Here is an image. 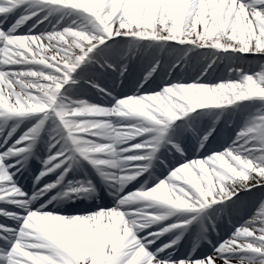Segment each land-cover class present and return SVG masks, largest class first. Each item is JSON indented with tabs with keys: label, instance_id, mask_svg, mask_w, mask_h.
Wrapping results in <instances>:
<instances>
[{
	"label": "snow or ice",
	"instance_id": "1",
	"mask_svg": "<svg viewBox=\"0 0 264 264\" xmlns=\"http://www.w3.org/2000/svg\"><path fill=\"white\" fill-rule=\"evenodd\" d=\"M28 0H0V16L13 14L18 8L26 4ZM42 5L53 6L56 10L66 8L75 10L84 15V19L91 25L93 31L85 30V26L64 27L62 30H53L47 33L35 35H15V27L38 14L39 9L19 16L12 27L6 33L0 28V54L13 53L15 40L45 41L50 44L47 52L37 55L35 48L29 52H21L15 58L9 60L7 56H0V65H28L36 64L46 66L42 69H24L8 71L0 69V118H23L29 114H38L35 122L28 127L11 145L0 152V203H12L21 208L19 213L10 212L0 208V216L16 221V227L0 223V264H233L239 257L237 264H245V260L256 258V264H264V227L256 228L254 222L264 221V192L260 193V202L256 213L245 225L237 228L231 238L220 243L212 253L204 258L194 259L192 251L184 258H176L172 251L173 246L181 239V234L166 244L156 248L154 252L148 250V245L162 233L173 230L186 229L188 225L196 221L201 209L210 202L230 200L238 192L247 191L254 187H264V113L254 115L236 134L233 142L222 151H216L203 158H194L179 164L170 170L168 176L158 180L154 186L146 188L141 185L139 190L123 194L120 189L134 177L129 173H144L152 159L155 157L158 147L162 143L170 144L176 152L182 153L181 147L169 139V129L172 122L178 117H184L195 109L206 106L232 105L233 102H241L250 98H259L264 104V60L258 61V68L251 72L236 69L240 74L237 80L209 85L199 81L190 83H173L165 86L160 91L148 94H137L143 107L135 124L119 126L123 131H134V137H144L135 143L137 147H125V151L119 153L123 157H134L116 166L108 158H97V154H105L102 145L111 143H94L91 138L102 137L89 132H66L63 123V114L54 111L55 104L43 107V110L21 109L17 107L20 92L24 84L27 91L33 96H39L42 86H51L54 99L63 101L72 107L84 104L86 100L65 98L62 92L64 86L75 85L78 81L74 78V72L86 60L97 45L107 38L115 35L126 34L131 37L150 38L158 41L189 42L197 47L208 45L215 49L235 48L241 54L253 53L264 56V0H90L93 10L76 8L61 2V0H35ZM39 22V21H38ZM80 35H76V34ZM84 39L80 40L79 37ZM223 36L228 40L227 46L218 38ZM234 42V44H233ZM214 46V47H213ZM21 55L27 60H21ZM160 62L156 61L148 69L145 79L156 71ZM179 63V59L176 61ZM108 68L112 64L105 61ZM103 66V65H102ZM171 67H175L172 64ZM171 67L168 69L171 72ZM121 73L124 71L121 66ZM206 70V69H205ZM24 73H32L24 75ZM203 74V73H202ZM167 77H165L166 79ZM98 91L109 94L101 89L98 84L87 81ZM220 89L231 93L226 100L211 104H181L176 99L177 89L190 90L192 88ZM123 98H121L122 100ZM104 108H93L90 111H103ZM52 117L55 124L49 136V154L42 160V169L34 178V185L48 173L59 170V175L54 183H48L43 188H37L31 197L25 194L13 177L26 164L32 150L36 145L46 121ZM103 116L75 117L76 119L103 120ZM139 121V122H138ZM129 125L135 128L129 129ZM16 131L13 125L7 133L11 137ZM212 129H209L200 138L203 146ZM76 136H83L86 140L95 144V148L85 149L80 147ZM7 137L4 143L7 142ZM87 137V138H86ZM129 139V140H131ZM250 142H258L250 143ZM59 145L58 148L56 146ZM56 148L55 151H52ZM261 152L256 155V151ZM134 152L135 154L122 155V153ZM88 162L101 177L102 180L112 181L117 179L119 187L116 190L117 204L111 209L97 210L91 213L66 216L54 214L44 210V205L39 209H31L28 204L31 199L41 196L48 190L61 185L65 176L73 168L78 160ZM163 163V162H162ZM102 166H110L105 170ZM9 169H14L10 172ZM112 170H124L123 175H113ZM190 173L197 179L210 177L208 183L201 179V190L204 195L197 194L195 188L185 183L183 179L176 177ZM164 185L177 184L190 195L185 197L187 205L174 210H192V214L177 222L168 224L156 233H148L144 237H138L137 232L144 229L130 222L133 214L121 211V207L127 204L128 199L137 193H146ZM92 188L90 180L69 181L65 190L58 195L69 197L87 192ZM55 199V197H53ZM230 202H233L230 200ZM145 211V210H141ZM146 212V211H145ZM173 215V212L169 216ZM47 217L55 221V233L45 234L44 246L38 247L36 239L37 229L33 227L32 217ZM112 217L118 218V223L112 224ZM127 217V218H126ZM193 251L200 240H207L203 223L200 225ZM209 243H211L209 241ZM174 250V249H173ZM247 252L249 255L244 256Z\"/></svg>",
	"mask_w": 264,
	"mask_h": 264
},
{
	"label": "bare ground",
	"instance_id": "2",
	"mask_svg": "<svg viewBox=\"0 0 264 264\" xmlns=\"http://www.w3.org/2000/svg\"><path fill=\"white\" fill-rule=\"evenodd\" d=\"M61 2H62V0H61ZM24 5H26L27 8H28L25 12H31L33 10L40 9L38 14L35 15V16H32V17L37 18L36 20H38L39 18H42L44 16V14H45L47 16V19L49 18L48 26H46L44 29L39 30V31L29 30L26 33H20L19 30H18V27H17L18 25H17L15 27V30H14V33H13L15 35L42 34V33H47V32L53 31V30H62L64 27H78L79 25H82V24L85 26V30L93 31V34H94V30L91 28V25L88 24L87 21L84 20V19H81L79 21L71 19L67 23H64V24L61 25L58 22V17L59 16L56 17V18L54 17L52 19H51V17H49L50 13L48 11H46L45 8H44L46 5H42V4L36 3L35 0H28V2L26 4H24ZM46 7L49 8V7H53V6L48 5ZM49 11H52V9H49ZM77 13L83 15L80 12H77ZM21 15H23V14H21ZM21 15H19V16H21ZM19 16L16 18V20L19 18ZM14 23L15 22H13L7 29H3V28L2 29L7 33L9 28L12 27V25ZM0 28H1V26H0ZM79 39L83 40L84 37L80 36ZM123 39L126 40V41L127 40H129V41L132 40L131 43L129 44V49H127L125 51L120 49V47L123 46V45H121L119 47V44H118V42L119 41H123ZM139 41H141L143 44H146L148 46L150 45V47H146V48H144V49H142L140 51L139 50H130V48H132L134 46V43H132V42L138 43ZM27 42H28V47H25V46L21 45V40H15L13 42V47L16 49V52L13 53L11 51V49H10L8 52L0 54V56H7L9 60H12V59L15 58V55L21 54V52H29V47L30 48H35L37 50V53H36L37 55H39L42 52H47L49 50V47H50V44L46 43L45 41L32 42V40H27ZM221 42L223 43V41H221ZM41 44H43L45 47L41 48L40 47ZM233 44H234V42H233ZM238 53H240V52L238 50H236L234 47L233 48H222V49H215V48H212V47H210L208 45L197 47L196 45H193V44H191L189 42L181 43L179 41H158V40H153V39H150V38H138V37H131V36H128L126 34H120V35H115L113 37L107 38V39H105L103 41V43H100L99 45H97V47L91 53H89V56L86 57V60L84 62H82V64L78 67V69H82L85 66H87V67L106 68L107 64H105V61H107V63L109 64L108 60L112 59V58H114V56H116L115 58H116V60L118 62V65H120V68L116 72V75H118L117 76V80L121 79V78L125 79V78H127V75H125L124 73H121V70H120L122 65H123L124 69L128 68L129 71L132 70L133 73L137 74L136 73V71L138 70V64L137 63H139L140 60H143L144 56H146V59H150V58H152V56H154V58L156 60L155 61L154 60L150 61L151 62L150 67L152 66L153 63H155L157 61V59L160 58V60H159L160 63L158 64L157 69H156L157 73H164L167 76V75H170L171 72L178 71L181 74L187 73V74H189L188 76H190V77H187L186 79H185V76H183V78H180V79H176V80H172V81L167 80V81L163 82L159 88H157L155 90H152V91H134V92L126 94V95H118L116 93L115 86L108 85V86H106L107 88L105 87L106 84L113 82L112 79L108 78V80L110 82L107 81L108 83L102 84L100 81H99V83L96 81L97 78H94V80H92V82L98 84L100 87H104V88H101V89L107 90L108 91L107 93H109V94L106 95V96L102 95V97L99 98L100 99L99 102H96L95 99L91 98L90 96H88L86 100L89 103L96 104V105H99V106H102V107H109L110 108L116 103V101L118 99H121V98H124V97H127V96H131V95L148 94V93H153V92H156V91H160V90H162L163 87L170 86L173 83L196 82V78L197 77H199V81L200 82L206 83V84H209V85H215L217 83L225 82L227 80H237V79H239V75H240L238 73H228L226 75V77L221 78V79H217V80L207 79L206 78V74L208 72H210L211 70H214L217 67H219V68H221V67H224V68L234 67L235 64H234V62H231V58L233 59V57L236 56ZM247 54H253V53L250 52V53H247ZM29 55L31 56L32 53L29 52ZM197 55H200L199 56L200 58H198ZM203 57H204V59H202ZM165 58H168V59H165ZM178 59H179V63H176V61ZM21 60H27V58H25L24 56L21 55ZM168 60L170 62L165 63ZM172 64H175V67H171ZM187 66L189 68H186ZM44 67H46V66H39V65H36V64L9 65V66L0 65V69H6L8 71L24 70V69H29V68L30 69H42ZM170 67H171V72L169 73L168 69ZM105 70L106 69H104V71ZM108 72H106V73L108 74ZM143 74L145 76L146 71H144ZM104 76H106V75H104ZM74 78L77 81L80 80L79 76L75 75V72H74ZM106 78L107 77H105V79ZM99 92L101 93V91H99ZM99 92L97 93V95L100 94ZM108 96H110L112 98V101L109 102V103L106 102V101H103L104 100L103 97H108ZM82 97L83 96H81V98ZM67 98L68 97H66V99ZM69 98L75 99V100H79L80 99L78 96L69 97ZM245 102H246V100L241 101V102H233L232 105L206 106L205 108H202V109H195L191 113L185 114L184 117H178L177 120H179L180 118H186L189 114L192 115L193 113L198 115V116L205 115V114L208 115L209 114V120L212 121V119H213V124H212L213 128H212V126H210V129H212L213 133H215V130H216L217 126H219V124L222 125V122L223 123L224 122L229 123V121H233L232 125L235 124V128H237L238 130H235L234 136L232 137V139L227 144H225L224 146H222L218 150H215L214 152L222 151L224 148L228 147L233 142V140L235 139L236 134L245 125V123L250 119V117H252L254 115H257V114L264 113V108H263V109H260V110H257V111H253L248 116L244 115L240 111L239 107ZM36 109L43 110V107L42 106H37ZM221 110H224V111L228 110V111L226 112V116L227 117L220 118V119H222V122H219V121H217L218 119H214L213 116H215ZM29 115H32L33 117H35L38 114H29ZM17 119L18 118H16V117L0 118V141H2V140L5 141V138L7 137V133L10 131V127L12 126L11 124ZM49 119H53V118L50 117ZM101 119L108 120L114 126L119 127V126L125 125V124H135L137 118L118 117V116H114L113 115V116H103V117H101ZM34 122H35V119L33 118L32 121L20 132L19 135H21L28 127H31ZM174 123H175V121L172 122V126L174 125ZM53 129L54 128L46 127V126H44V128L42 129V132L46 133V137H47V140H46L47 146L45 147V151H44L45 156H44V158L49 154V150H48V143L50 142L49 141V136L51 135ZM169 132H170V130H169ZM187 132H189L188 135H192L193 134V132H191L190 130L187 131ZM19 135L17 137H15L14 139H12L11 141H8V142H6L4 144H1L0 152H3L4 148L7 147L8 145H11L13 143V141L16 138L19 137ZM7 139H8V137H7ZM91 139L93 140L94 143H106V142H108L107 139L104 138V137H93ZM142 139H144V137H142V136L141 137H134L133 139L127 140L126 142H124L122 144L115 145V147H116L117 150L123 149L125 147H130L131 145H134L135 143L140 142ZM199 141H200V139H197L198 145H200ZM250 143L258 144V142H250ZM58 147H59V145L56 146V148H58ZM160 147L161 148L162 147L166 148L164 143H162L160 145ZM56 148H53L52 151H55ZM159 152H160V150H159ZM130 154H135V153L134 152L122 153V155H130ZM208 154H210V153H208ZM208 154H205L203 156L194 155V156L190 157L189 159L185 158L181 162H178L176 165H174V167L171 168V170L174 169L175 167H177L181 163L190 161V160H192L194 158H203V157L207 156ZM255 154L256 155H260L261 152L259 150H257ZM155 156L156 157H154L152 159L150 164H154V163L158 162L160 159L163 158L161 154L160 155L156 154ZM133 163H136V162H133ZM42 167H43V165L41 163V166L39 168L40 169L39 172L41 171ZM104 168L106 170L109 169L108 166H104ZM9 171L13 172L11 169H9ZM169 172L161 179H164L166 176H168ZM13 179H14V181L16 183L15 175H14ZM16 184L18 185V183H16ZM154 185H152V186H154ZM18 186L21 187L20 185H18ZM140 188H141V186H138V190ZM22 190H23V192L25 194H27V196L31 192V191L27 192L23 188H22ZM252 190H253V188H251V189H249L247 191L251 192ZM33 192H32V194H33ZM243 193H244L243 196L246 197V191H244ZM50 197H53V196H50ZM117 202L114 205L110 206V207H101V208L95 209L94 211L103 210V209H111L117 204ZM220 202H223V201H220ZM144 203L145 202L137 201V202H134V204L129 205L128 207L122 206L120 210L121 211H126L128 213L133 214V216H135V215L138 214L137 209L141 208ZM41 205L45 206V202H42L41 204H39L38 208H40ZM258 206H259V202L256 205L255 210L249 216H247L245 219L240 221L239 224H236L232 228V231H231L230 235L226 238V240L231 238L232 234L235 232V230L237 228L245 225L246 222H248L251 219V217L254 215V213H256V210H257ZM28 207H29V205H28ZM143 210H145L146 212H154V211L157 210V207L154 206L153 208H143ZM160 210L163 211L165 209H160ZM94 211H91V212H94ZM189 211L191 213L187 214ZM49 212H51V211H49ZM91 212H88V213H91ZM172 212H173L174 216L176 214H178L180 216L191 215L192 214V210H172ZM64 215L71 216V215H67V214H64ZM173 215L167 216L164 220L158 221V222H156V223H154L152 225H149L148 227H145L144 229H142V230H140L139 232L136 233L137 236L138 237H144L148 233H156L162 227H164V226H166L168 224H171L173 222H177V221L182 220V219L185 218V217H183L182 219L176 220V219H174ZM39 218H41L43 220V218H45V217H39ZM31 220L33 222V227H35L40 232H43L45 234H54L55 233V221L54 220H51V219L47 218V220L45 222H42L40 224L36 223V219L35 218H31ZM116 223H118V218L117 217H112V224L115 225ZM254 224H255V227L257 229L260 228V227H264V221H256V222H254ZM210 229L213 231L214 227L211 226ZM199 232H200V230L194 231L193 234H190L189 237L191 238L192 236H194L193 239H195L196 235ZM164 234H166V236H168L166 238V240H165ZM175 236H174V233L171 234L170 232L160 234L158 236V238H156L154 240V243H153L154 245L153 246H152V244L148 245V250L150 252H154L156 248H159L161 245L168 243L169 241L174 239ZM192 241L195 243V240H192ZM179 242L180 241H178L177 244H179ZM177 244L174 245L173 248H175L177 246ZM219 244L220 243H218V245ZM218 245H216V246H218ZM210 254H208V255H210ZM208 255H206V256H208ZM206 256H204V257H206ZM204 257H202V258H204ZM196 259H199V258H196ZM238 260H239V257H237V259L233 261V264H237ZM221 264H222V262H221ZM245 264H256V258L253 257V259H251V260H247L246 259L245 260Z\"/></svg>",
	"mask_w": 264,
	"mask_h": 264
},
{
	"label": "clouds",
	"instance_id": "3",
	"mask_svg": "<svg viewBox=\"0 0 264 264\" xmlns=\"http://www.w3.org/2000/svg\"><path fill=\"white\" fill-rule=\"evenodd\" d=\"M63 3L71 5L76 8H85L89 11L93 10V5L90 0H62ZM80 35V34H76ZM223 41V45L227 46L229 41L224 39L223 36L218 38ZM35 42V40H32ZM21 45L28 47L27 40H21ZM41 48L45 46L40 45ZM214 47V46H213ZM29 47V51H30ZM32 73H24V75H31ZM24 86L21 88L20 92L17 93L19 96V101L17 102V107L21 109H32L36 110L37 106H47L50 104H55L54 111L61 112L63 114V123L66 125V132L71 133H81L89 132L92 129L93 135L102 136L111 141V143L102 145L104 153L109 157L110 161L116 166L124 165V162L133 159L134 157H123L119 153L125 151L126 149L117 150L115 145L122 144L127 140L131 139L135 133L134 131H123L119 127L114 126L108 120H86V119H76L75 117H85V116H118L127 118H137L143 105L139 102L141 98L135 97L133 95L124 97L122 100L118 99L112 107H106L103 111H90L93 108H102V106L89 103L86 101L84 104H80L78 107H72L71 105L65 104L63 101H57L54 99L53 90L51 86L44 87L40 89L39 96H33L27 91V84L21 82ZM231 93L223 91L220 89L207 88H192L190 90H185L183 88L177 89L176 99L181 104H211L223 102L228 98ZM139 122V121H138ZM129 129L135 128V125H129ZM78 141L80 147L85 149L95 148V144L91 141L86 140L83 136L75 137ZM132 148L137 147V145H131ZM128 175L136 177L139 173H129ZM176 179H183L185 183L191 185L196 189L197 194L203 196L204 192L201 190V179H204L205 183L210 181V177L197 179V177L192 176L190 173L184 174L183 176H177ZM161 187L158 189H153L146 193H137L131 196L127 203L142 201L145 202L141 208L137 209L138 214L130 218V222L135 224L137 227H148L158 221L164 220L169 216L172 210L176 208H182L187 205L185 200L186 196L190 194L183 188L179 187L177 184L164 185L161 182ZM157 207L154 212L141 211L143 208H153ZM160 209H165L161 211ZM36 219V223L40 224L47 220V217L43 220L39 217H32ZM40 231H37L36 239L39 241L38 247L44 246L43 237L40 236Z\"/></svg>",
	"mask_w": 264,
	"mask_h": 264
},
{
	"label": "rangeland",
	"instance_id": "4",
	"mask_svg": "<svg viewBox=\"0 0 264 264\" xmlns=\"http://www.w3.org/2000/svg\"><path fill=\"white\" fill-rule=\"evenodd\" d=\"M57 10H55V12L53 13H56ZM71 19H74V20H81V19H84V15H76V11L75 12H72V11H69V12H66L62 15V17H59V20L58 22L61 23V22H68L70 21ZM85 20V19H84ZM249 58H247L246 56L244 55H240V56H236L234 57L233 59L231 58V62H234L235 66L234 67H230V68H224V67H221V68H217L216 70H212L210 71L209 73H207V78L208 79H213V80H217V79H221V78H224L226 77V75L228 73H238L236 71V69H240L241 71H245V72H250V71H253L255 70L257 67H258V61L260 60H263V59H260L258 57H251L249 59L250 62H246ZM239 74V73H238ZM163 79V78H162ZM161 79V80H162ZM161 80H157L155 82H152L151 84H149L148 86H151L153 84H160L162 81ZM64 95V94H63ZM240 110L241 112L246 115L247 113H249L250 111L253 112V111H257V110H260V109H263L264 108V104H261L260 102V99L259 98H254V99H247L245 103H243L241 106H240ZM249 111V112H248ZM221 113L217 114V116H220ZM194 151L196 152L197 150L194 149ZM264 189V187H263ZM262 187H261V190H263ZM264 192V191H263ZM257 200H260V197H258ZM189 252H186L185 255H187ZM194 252H192L193 254ZM242 255H244L245 257L248 256L249 254L248 253H243Z\"/></svg>",
	"mask_w": 264,
	"mask_h": 264
},
{
	"label": "water",
	"instance_id": "5",
	"mask_svg": "<svg viewBox=\"0 0 264 264\" xmlns=\"http://www.w3.org/2000/svg\"><path fill=\"white\" fill-rule=\"evenodd\" d=\"M237 56H239V55H237ZM249 55L248 54H246V57H248Z\"/></svg>",
	"mask_w": 264,
	"mask_h": 264
}]
</instances>
